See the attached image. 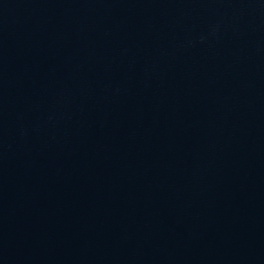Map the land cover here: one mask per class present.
Masks as SVG:
<instances>
[{"label": "water", "instance_id": "obj_1", "mask_svg": "<svg viewBox=\"0 0 264 264\" xmlns=\"http://www.w3.org/2000/svg\"><path fill=\"white\" fill-rule=\"evenodd\" d=\"M0 264H264V0H0Z\"/></svg>", "mask_w": 264, "mask_h": 264}]
</instances>
